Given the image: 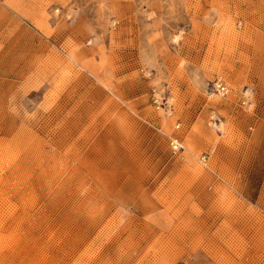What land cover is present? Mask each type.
Listing matches in <instances>:
<instances>
[{
	"label": "rangeland",
	"instance_id": "rangeland-1",
	"mask_svg": "<svg viewBox=\"0 0 264 264\" xmlns=\"http://www.w3.org/2000/svg\"><path fill=\"white\" fill-rule=\"evenodd\" d=\"M0 264H264V0H0Z\"/></svg>",
	"mask_w": 264,
	"mask_h": 264
},
{
	"label": "built area",
	"instance_id": "built-area-1",
	"mask_svg": "<svg viewBox=\"0 0 264 264\" xmlns=\"http://www.w3.org/2000/svg\"><path fill=\"white\" fill-rule=\"evenodd\" d=\"M214 84L217 90L222 94H225L228 91L227 85L220 78L216 79ZM161 100L160 93L154 89L152 93V102L155 104V107L165 110L166 113H171L173 110L172 98L167 97L164 102ZM170 145L173 152L178 151L182 147L181 143L176 138L171 139Z\"/></svg>",
	"mask_w": 264,
	"mask_h": 264
}]
</instances>
